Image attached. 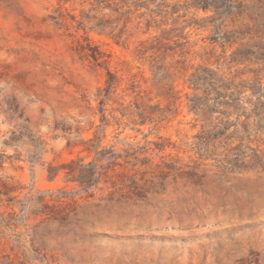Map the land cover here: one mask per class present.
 <instances>
[{
    "label": "rangeland",
    "instance_id": "obj_1",
    "mask_svg": "<svg viewBox=\"0 0 264 264\" xmlns=\"http://www.w3.org/2000/svg\"><path fill=\"white\" fill-rule=\"evenodd\" d=\"M162 3L0 0V192L12 191L0 195V213L16 214V228L0 227V264H264V173H222L210 168L214 162L209 161L199 185L170 176L160 187L155 178L163 161H189L192 153L173 147L184 150L181 144L194 141L198 127L191 128L199 125L184 107V94L192 93L185 83L192 70L167 79L162 68L184 60L187 67H207L244 81H252L260 69L230 63L234 48L224 51L210 44L212 28L182 31L183 20L193 12L175 25L176 16L161 17ZM205 17L199 13L195 19ZM172 28L177 29L172 36H182L172 40L186 42L183 57L175 53L157 59L152 68L140 62L139 44ZM94 50L104 55L105 64L92 61ZM106 69L122 80L117 96L104 107L107 118L112 108L120 109V95L133 76L149 94L150 105L165 87L181 91L179 114L158 128L146 124L139 132L112 123L105 145L116 143L117 151L122 143L141 148L144 197L108 200L105 194L93 199L79 194L75 211L61 226L41 214L44 203L54 204L46 192L65 186L60 177L49 182L45 167L53 159L59 163L75 157L80 147L70 149L67 142L88 139L101 125L94 98ZM91 123L90 131L76 137V126L88 130ZM61 125L72 126L71 133L52 129ZM257 140L251 147L264 153V134ZM157 144L166 147L159 151ZM66 191L77 190L70 185Z\"/></svg>",
    "mask_w": 264,
    "mask_h": 264
},
{
    "label": "trees",
    "instance_id": "obj_2",
    "mask_svg": "<svg viewBox=\"0 0 264 264\" xmlns=\"http://www.w3.org/2000/svg\"><path fill=\"white\" fill-rule=\"evenodd\" d=\"M166 1L168 0H162L165 10H162L161 17L168 19L176 16L172 20L175 25L179 19H185L193 12L192 18L183 20L182 31L187 28H212L214 36L210 38V44H218L224 51L234 48L230 54V63L257 65L260 69L254 72L252 81H244L238 80L236 76L218 74L207 67H187L184 60H177L174 65L162 68L163 77L167 79L176 74L185 76L189 69L192 70L185 80L192 93L184 94V107L199 125L196 123L191 128L198 127L197 134L192 137L194 141L191 144H181L185 147L184 150L173 147L184 154L192 153L189 161L183 163L177 158L169 159V163L163 161V169L159 176H155L160 180L159 186L163 187L165 179L170 176L173 180L183 179L199 185L204 176L202 167L207 166L205 163L209 161L214 162L210 168L214 167L222 173H264V153L259 150V146L256 149L251 147L254 143L258 144V136L264 134V76L259 74L264 72V0H183V4L173 6L166 4ZM180 10L184 11L181 16L178 14ZM199 13L206 17L196 20ZM176 30L172 28L168 32H162L159 37L141 42L137 49L138 60L148 62L152 68L157 59L164 61L175 53L183 57L186 42L179 44L172 40L182 38L181 34L172 36ZM90 57L97 66L107 62L98 50H94ZM155 69L158 71L160 68ZM141 80L143 81L142 75ZM121 81L106 69L104 85L97 89L94 98L98 104L101 125L92 137L67 142L70 149L80 147L75 157L59 163L53 159L45 167L49 182L60 177L65 186L46 192L54 204L44 203L41 214L61 226L67 223L70 214L75 211V196L79 194H85L87 199H93L97 193L105 194L108 200L116 195L134 201L144 197L141 195V190H145L141 186V148L122 143V149L117 151L116 143L105 145L106 130L113 126L112 123L117 129L122 126L123 130L127 127L135 130L133 127H137L136 131L139 132V128L146 124L158 128L163 122L170 121V116L176 117L179 114L181 91L165 87L156 95L157 103L150 105L152 100L149 94L141 89L140 83L133 76L125 84L123 95H120L123 100L119 103L120 109L112 108L107 118L104 107L113 95L117 96L116 91L121 86ZM124 97H129V100H124ZM161 102L165 104L162 106ZM115 112L119 117L114 115ZM93 126L94 123H91L88 130L76 126V137H80L84 131H90ZM71 127L61 125L52 129L70 134ZM157 147L159 151H163L166 146L157 144ZM70 185L77 191L67 192ZM11 192L4 190L0 195L8 196ZM15 217L14 211L6 216L0 213V227L16 228Z\"/></svg>",
    "mask_w": 264,
    "mask_h": 264
}]
</instances>
